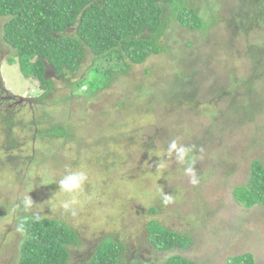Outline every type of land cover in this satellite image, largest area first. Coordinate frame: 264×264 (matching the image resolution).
Returning a JSON list of instances; mask_svg holds the SVG:
<instances>
[{"label": "rangeland", "instance_id": "rangeland-1", "mask_svg": "<svg viewBox=\"0 0 264 264\" xmlns=\"http://www.w3.org/2000/svg\"><path fill=\"white\" fill-rule=\"evenodd\" d=\"M250 1L183 0L204 27L187 30L173 21L165 52L131 65L106 90L101 78L91 93L86 86L73 93L66 86L86 75L91 66L86 60L73 77L49 78L53 89L43 96L2 40L0 18L6 90L42 101L11 109L0 100V128L11 110L17 143L5 148L0 129V264H17L23 240L18 219L25 215L74 227L81 244L70 248L68 264L88 261L107 240L122 248L117 264H130L135 256L163 264L169 252L150 243L157 231L152 222L198 241L201 230L203 244L175 249L194 262L229 264L230 256L249 252L256 264H264V205L244 209L235 194L247 184L251 163L264 161V0H254L258 8ZM109 67L124 66L113 59L100 68ZM174 67L188 81L172 84ZM180 84L183 90L189 84L194 95L173 98V86ZM49 120L68 123L70 141L44 142L55 149L44 163L32 138L35 124L45 128ZM74 173L86 179L67 192L61 181ZM219 240H226L220 255L211 245Z\"/></svg>", "mask_w": 264, "mask_h": 264}, {"label": "trees", "instance_id": "trees-1", "mask_svg": "<svg viewBox=\"0 0 264 264\" xmlns=\"http://www.w3.org/2000/svg\"><path fill=\"white\" fill-rule=\"evenodd\" d=\"M251 2L252 0L250 4L253 8L261 7L260 3ZM0 18L5 20L2 40L12 51V56L25 77H33L38 81L39 87L44 91L43 96L48 95L53 88L52 81L48 76L45 77L47 67H52L55 74L64 76L65 80L66 77L77 74L82 64L90 60L91 66L86 75L78 79L76 85L63 84L69 86L72 93L84 86L91 93L94 91L91 86L104 78L102 89L106 90L114 78L122 76L131 65H141L150 56L166 51L169 41L165 39V35L173 21L187 30L204 27L195 9L188 8L183 0H0ZM252 57L254 63L255 60L259 62L256 55ZM113 59L121 61L123 69L114 71L113 67L106 70L100 68L103 63ZM29 65L30 68L27 69ZM186 78L183 71L174 67L171 83L174 79L186 82ZM99 84L95 90H100ZM182 86L183 84L178 86L180 90L173 86L172 91L176 93L173 98H191L194 95L192 90H188L189 84H186L184 90ZM70 96L65 99H70ZM11 112L8 111V119L2 120L0 129L6 137L7 145L4 147L13 149L17 143L12 132ZM241 116L244 119L246 117ZM49 121L51 124L45 128L35 124L32 138L40 145L32 148L34 151L39 149L38 152L44 154V163L47 156L55 153V149L45 147L44 142L54 138L61 143L70 141L65 129L68 123L63 125ZM60 147L61 144L58 145V152ZM250 170L247 184L235 190L237 202L244 209L264 205V161L254 160ZM155 211V208L151 209L152 213ZM152 224H156L157 231L151 233L150 243L158 251L169 252L166 263L163 264H204L194 262L175 251L185 250L189 242L203 244L201 230L198 234L201 240L198 241L162 228L158 222ZM18 225L23 240L17 264H68L70 248H77L81 244L74 227L55 218L25 215L18 219ZM200 225L202 230L208 227L204 222ZM225 241L219 240L211 244L217 248L213 249L216 254L220 255L225 251ZM121 249L113 240H107L100 244L88 261L80 264H117ZM230 257L229 264H256L254 256L249 252Z\"/></svg>", "mask_w": 264, "mask_h": 264}, {"label": "flooded vegetation", "instance_id": "flooded-vegetation-1", "mask_svg": "<svg viewBox=\"0 0 264 264\" xmlns=\"http://www.w3.org/2000/svg\"><path fill=\"white\" fill-rule=\"evenodd\" d=\"M254 1V0H253ZM255 2V1H254ZM2 57H4V55L2 54V53H0V58H2ZM2 62V61H1ZM1 62H0V66H1ZM49 68L50 67H47V70H49ZM48 77L49 78H53V79H59V80H64V76H62V75H57V74H55V71L54 72H49L48 71ZM53 89V88H52ZM33 100V102H32V104H28V103H22V104H18L17 103V99L16 98H14V96H12L10 93H8V90H6V88H5V86L3 85V83H2V80H1V74H0V100L1 101H3L4 103H5V106L6 107H8V108H11V109H13L14 107H16V106H20V107H22V106H24V105H27L29 108H33L34 107V104H38V103H41L42 101L40 100V99H38V98H36V97H33L32 98ZM53 108V107H52ZM188 246H186L184 249H186ZM157 250V249H156ZM209 256V255H208ZM134 259V261H132L131 259H128V261H129V263L131 264H146V263H148V262H144V258H142V259H137V258H140V257H137V256H135V257H133ZM153 260H156V257H155V259H153ZM153 264H155V262L154 261H151Z\"/></svg>", "mask_w": 264, "mask_h": 264}, {"label": "clouds", "instance_id": "clouds-1", "mask_svg": "<svg viewBox=\"0 0 264 264\" xmlns=\"http://www.w3.org/2000/svg\"><path fill=\"white\" fill-rule=\"evenodd\" d=\"M0 70H1V66H0ZM1 80H2V77H1ZM2 83H3V80H2ZM3 85H4V83H3ZM8 93H10V92L8 91ZM25 97H27V96H25ZM29 98H33V97H29ZM174 146L175 145H173V147ZM181 151H183V149H181ZM85 179H86V177L83 173H74L71 176H68L64 180L61 181V187L67 192H73V191L80 188L81 184L83 183V181ZM65 207H68V205L65 204Z\"/></svg>", "mask_w": 264, "mask_h": 264}, {"label": "water", "instance_id": "water-1", "mask_svg": "<svg viewBox=\"0 0 264 264\" xmlns=\"http://www.w3.org/2000/svg\"><path fill=\"white\" fill-rule=\"evenodd\" d=\"M48 71L50 72H54V69L52 68V67H50L49 68V70H45V77H47L48 76ZM14 98H16L17 99V103L18 104H21V103H28V104H32V98H29V97H25V96H14Z\"/></svg>", "mask_w": 264, "mask_h": 264}]
</instances>
